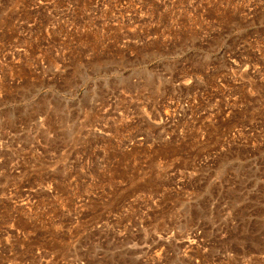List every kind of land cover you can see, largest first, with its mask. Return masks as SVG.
Here are the masks:
<instances>
[{
  "label": "rangeland",
  "instance_id": "1",
  "mask_svg": "<svg viewBox=\"0 0 264 264\" xmlns=\"http://www.w3.org/2000/svg\"><path fill=\"white\" fill-rule=\"evenodd\" d=\"M0 264H264V0H0Z\"/></svg>",
  "mask_w": 264,
  "mask_h": 264
}]
</instances>
